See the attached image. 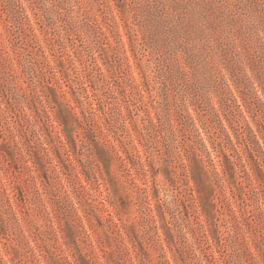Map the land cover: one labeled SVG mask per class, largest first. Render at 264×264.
<instances>
[{
	"label": "rangeland",
	"instance_id": "obj_1",
	"mask_svg": "<svg viewBox=\"0 0 264 264\" xmlns=\"http://www.w3.org/2000/svg\"><path fill=\"white\" fill-rule=\"evenodd\" d=\"M262 114L264 0H0V264H264V156L240 139ZM49 116L85 167L47 156ZM223 151L257 189L239 163L217 179Z\"/></svg>",
	"mask_w": 264,
	"mask_h": 264
},
{
	"label": "trees",
	"instance_id": "obj_2",
	"mask_svg": "<svg viewBox=\"0 0 264 264\" xmlns=\"http://www.w3.org/2000/svg\"><path fill=\"white\" fill-rule=\"evenodd\" d=\"M43 104H44L43 106H45V103H43ZM69 106H70L71 110H75V106H73L71 103L69 104ZM74 114H76V112ZM85 117L86 118H85L84 122L86 123V125L83 126V129L89 133L90 122H89L87 116H85ZM49 122H50V126L53 130L52 131L53 133L49 132V134H48L49 138L47 139L49 144H50V147H47L46 145L42 144L43 150L45 151L47 156L55 162V166H60L61 164L66 165L65 161L67 160L73 166H76L77 162H79L83 167H85L81 158H80L84 155V153H81L80 150L82 148H86L87 144H88L85 140V134H83L80 131L68 130L67 126L64 127L63 124H61V122L60 123L58 122L59 123L58 125L64 127L65 131L63 132V130H58L57 127L54 125V123H53L54 121L50 118V116H49ZM257 124H258L257 125L258 128L256 131L255 129H253V127L251 126V124L249 122L245 121L246 128H244V133L240 138L242 140H245L248 143V151H249L248 153H249V155L253 161H256L257 156L259 158L264 156V148L261 144V139H264V114H262L260 119L257 120ZM109 141H111V140H109ZM202 142H203V139L201 140V143ZM234 144H235V142L229 138L228 143H226L224 146V147H226L225 148L226 151H227V149L229 151V149H230L229 146L230 145L233 146ZM52 150L55 153V157H53V155L51 156V154H50V151H52ZM114 151L116 152L117 156L122 161L125 160L123 155H121L118 150H115V148H114ZM135 151H136L138 157L140 158L138 161H140L143 165V155L141 153V150L137 147L135 149ZM226 151H223L224 152V154H223L224 155L223 156L224 157V164H225L226 169L223 170V172L215 171V176L217 177L218 180H223L226 177L233 176V174H235L237 172L235 170L234 166L238 165V163H239L242 170L246 169V166H247V160H245L243 158V156L240 155L239 156L240 158H237L236 161H232V155H227ZM202 153L205 155H209L211 157V152L207 148L204 149ZM232 153H234V152H232ZM211 161L213 162V160H211ZM92 162H94V161L92 160ZM223 167H224V165H223ZM259 171L260 170H258L257 172H259ZM244 172L247 173V176H248V179H249V182H250V185L252 186V188L254 190L257 189L260 183H259L256 175L254 176L249 171L248 172L244 171ZM86 175H87V177L85 178V180L76 176L77 178L74 181V183H76L78 185V187L84 188V190H86L88 192V195H90L91 187H89V185L91 183V178H90V175H88L87 173H86ZM96 180H97V184H98V188H99L101 183H98L99 180L97 177H96ZM85 181H87L89 185L87 183H85ZM160 185L161 184L155 182L154 188H153V191H154L153 195L162 189V187H159ZM163 188H165V185L163 186ZM18 191L21 192V190L19 188L16 189V193L14 191V193H15L14 197H16V198L18 197ZM141 191H144L147 194L148 198L151 197V195H149L148 189L146 187L141 188ZM100 193L102 194V191H100ZM4 194H5V197L7 198V207L11 210L13 218L16 221V224H20L21 219L19 218L18 212L14 208L13 197H11V193L5 188ZM90 197H92V196H90ZM94 198H98V197L94 196ZM227 201L229 202V205L232 209L233 216L238 217L237 212L232 207L233 205H232L231 199L227 198ZM208 202H209V204L213 205V199L212 198H209ZM101 204L103 206L102 209H104L105 211L108 212L110 218H113V213L110 211V208L106 205L105 201L102 199H101ZM81 205H83V207H86V206L91 207L92 206V204L89 202L87 204H84V202H82ZM74 208H75V211L77 212L78 217L82 221L83 216L80 215L79 208L77 206H74ZM206 212L202 211V221L201 222H202V226L205 228V235H206L208 242L213 244L214 240H213V238H211V235H212L211 229L212 228L209 226V223L213 222L214 215L212 214L211 211H208L207 213ZM203 215H204V217H203ZM232 231H234V232L232 233ZM213 232L219 233L220 230L213 228ZM226 232L228 234H230V236H233V237L236 235V231L232 230V229H229ZM242 247H243L242 245L238 244L235 247H233V250L242 256H248L249 249L247 251V250H244Z\"/></svg>",
	"mask_w": 264,
	"mask_h": 264
}]
</instances>
